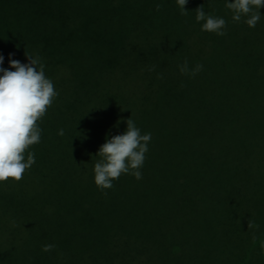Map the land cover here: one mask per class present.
<instances>
[{"label": "trees", "instance_id": "trees-1", "mask_svg": "<svg viewBox=\"0 0 264 264\" xmlns=\"http://www.w3.org/2000/svg\"><path fill=\"white\" fill-rule=\"evenodd\" d=\"M201 5L225 19L224 36L201 31L194 11ZM185 7L181 15L175 0L0 2L3 67L9 53L21 63L39 56L58 93L37 122L35 164L19 182L0 183V264L188 263L179 243L185 227L201 228L208 163L201 168V93L242 23L231 20L225 0ZM185 61L203 68L181 74ZM261 97L254 90L253 105L242 109L248 114ZM129 118L151 134L142 179L122 174L102 193L93 182L95 154ZM160 241L170 242L166 261L157 257ZM45 244L55 247L43 252Z\"/></svg>", "mask_w": 264, "mask_h": 264}, {"label": "rangeland", "instance_id": "rangeland-1", "mask_svg": "<svg viewBox=\"0 0 264 264\" xmlns=\"http://www.w3.org/2000/svg\"><path fill=\"white\" fill-rule=\"evenodd\" d=\"M260 12L255 28L240 21L242 31L230 38L228 56L220 52L212 61L211 85L201 93V168L208 163L201 172V228L185 227L179 243L187 264H264V7ZM254 90L263 97L247 114L242 105H253ZM169 244L158 245L162 261Z\"/></svg>", "mask_w": 264, "mask_h": 264}, {"label": "clouds", "instance_id": "clouds-1", "mask_svg": "<svg viewBox=\"0 0 264 264\" xmlns=\"http://www.w3.org/2000/svg\"><path fill=\"white\" fill-rule=\"evenodd\" d=\"M188 0H175L181 15L187 14ZM161 5H156L159 11ZM225 7L231 13L233 22H243L249 28H255L261 19V7L264 0H225ZM195 22L200 24L201 31L225 35L226 21L221 16L206 12L201 5L195 10ZM28 63H21L8 54V67H3L4 55L0 54V183L6 181L19 182L26 170L35 164V154L30 146L38 144L41 139V128L37 123L43 118L58 93L54 84L45 75L44 64L39 56H27ZM203 65L196 64L189 69L187 61L178 65L181 74L196 75ZM122 134L107 138L99 147L95 156L99 157L93 164V182L97 189L113 187V181L122 174L142 179L140 169L145 162V154L149 151L150 133L141 134L136 122L129 118ZM119 121H117V125ZM115 127V125H114ZM63 136L64 130L59 129ZM55 245L45 244L43 252L51 251Z\"/></svg>", "mask_w": 264, "mask_h": 264}]
</instances>
